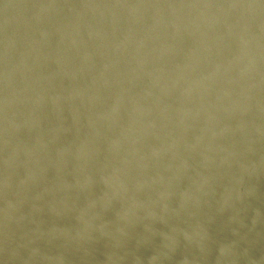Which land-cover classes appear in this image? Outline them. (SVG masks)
Returning <instances> with one entry per match:
<instances>
[{"label":"water","instance_id":"water-1","mask_svg":"<svg viewBox=\"0 0 264 264\" xmlns=\"http://www.w3.org/2000/svg\"><path fill=\"white\" fill-rule=\"evenodd\" d=\"M0 264H264V0H0Z\"/></svg>","mask_w":264,"mask_h":264}]
</instances>
